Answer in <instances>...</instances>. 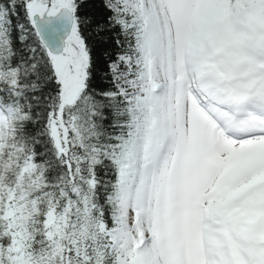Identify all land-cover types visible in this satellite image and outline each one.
Listing matches in <instances>:
<instances>
[{
  "label": "rangeland",
  "instance_id": "374dc122",
  "mask_svg": "<svg viewBox=\"0 0 264 264\" xmlns=\"http://www.w3.org/2000/svg\"><path fill=\"white\" fill-rule=\"evenodd\" d=\"M122 5L142 24L145 66L132 84L152 116L146 153L122 171V260L146 264L149 249L152 264H264V0ZM67 54L52 59L63 108L87 78L77 32ZM10 130L0 109V133Z\"/></svg>",
  "mask_w": 264,
  "mask_h": 264
},
{
  "label": "trees",
  "instance_id": "16d2710c",
  "mask_svg": "<svg viewBox=\"0 0 264 264\" xmlns=\"http://www.w3.org/2000/svg\"><path fill=\"white\" fill-rule=\"evenodd\" d=\"M34 1L0 0V108L11 126L0 133V264H131L120 250L122 171L146 153L152 123L132 84L145 66L142 24L122 0H72L88 70L63 108L30 16L59 2ZM241 239L253 258L254 240Z\"/></svg>",
  "mask_w": 264,
  "mask_h": 264
},
{
  "label": "water",
  "instance_id": "95a60500",
  "mask_svg": "<svg viewBox=\"0 0 264 264\" xmlns=\"http://www.w3.org/2000/svg\"><path fill=\"white\" fill-rule=\"evenodd\" d=\"M31 19L48 53L62 56L75 29L74 12L67 7L54 9L52 2H48L33 8Z\"/></svg>",
  "mask_w": 264,
  "mask_h": 264
},
{
  "label": "bare ground",
  "instance_id": "6f19581e",
  "mask_svg": "<svg viewBox=\"0 0 264 264\" xmlns=\"http://www.w3.org/2000/svg\"><path fill=\"white\" fill-rule=\"evenodd\" d=\"M207 97V95H204V98H206ZM223 97V95H221V94H219L218 96H217V99H218V101H210V103H212L214 106H211V107H217V106H221V104H223L224 103V99L222 98ZM205 100L206 99H204V103H205ZM202 102V103H203ZM225 106V105H224ZM257 112H256V114H258L259 116H261V117H264V110H256ZM211 112H213V113H215V114H217L218 115V113H217V111L215 110V108H213L212 110H211ZM219 117L220 116H222V115H218ZM229 127H231V126H229ZM251 130H253V129H251ZM248 133H250V131L248 130ZM238 134H240V133H238ZM145 238V237H144ZM142 259H143V261H144V263H146V264H152L153 263V259H154V256H153V254L150 252V250L148 249H146L145 251H143L142 252V254H141V256H140Z\"/></svg>",
  "mask_w": 264,
  "mask_h": 264
}]
</instances>
